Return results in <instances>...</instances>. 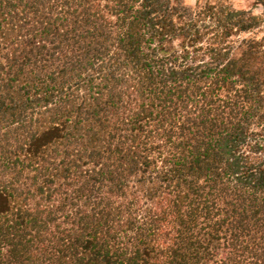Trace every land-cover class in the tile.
Masks as SVG:
<instances>
[{"label": "trees", "instance_id": "1", "mask_svg": "<svg viewBox=\"0 0 264 264\" xmlns=\"http://www.w3.org/2000/svg\"><path fill=\"white\" fill-rule=\"evenodd\" d=\"M257 1L0 0V264H264Z\"/></svg>", "mask_w": 264, "mask_h": 264}, {"label": "rangeland", "instance_id": "2", "mask_svg": "<svg viewBox=\"0 0 264 264\" xmlns=\"http://www.w3.org/2000/svg\"><path fill=\"white\" fill-rule=\"evenodd\" d=\"M205 1L207 0H200V3ZM230 2L236 9L251 10L256 14H263V7L257 0H230ZM186 3L190 6H195L198 3V0H186Z\"/></svg>", "mask_w": 264, "mask_h": 264}]
</instances>
